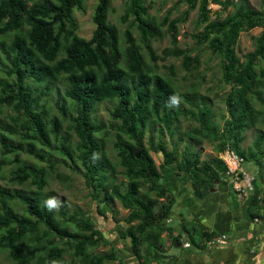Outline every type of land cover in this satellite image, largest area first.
Segmentation results:
<instances>
[{
  "label": "trees",
  "instance_id": "1",
  "mask_svg": "<svg viewBox=\"0 0 264 264\" xmlns=\"http://www.w3.org/2000/svg\"><path fill=\"white\" fill-rule=\"evenodd\" d=\"M82 2L0 0V39L7 33L13 34L12 40L3 48L8 67L6 78H0V108L6 105L14 109L11 119L17 129L8 125L4 128L19 134L21 139H36L48 145V135H57L63 120H66L68 130L77 137V158L83 168L85 185L97 202L96 216L107 217L108 212L112 217L115 215L107 204V198L99 196L100 190L130 209L126 220L134 224L119 235L128 239L137 264H148L146 259L153 249L159 250L164 232L171 236L174 244L180 242V235H173L166 222L172 216L175 196L161 182L163 174L170 173L175 177L187 174V192L198 198L208 194L217 181L222 185L220 188L225 187L221 177L228 176L221 159L212 157L202 161L199 151L189 147L180 153L175 149L167 150L160 140L152 147L153 151L162 155L157 165L143 142L151 121L158 122L162 129L172 133L173 120L181 113L197 123L190 135L220 140L218 151L229 147L244 160L256 159L261 166L264 159L263 136H257L254 141L256 150L248 153L239 148L238 142L242 139V131L257 120L250 95L263 83L264 77V69L257 71L258 62H264V8H251L245 0H184L188 5L184 17L169 20L164 16L162 21H157L149 14L146 0H124L121 20L126 22L131 17L129 27L137 28L150 59H157L152 39L161 35V28L166 25L172 47L164 48L163 54L181 57L187 69L194 67L198 58L176 46L177 22L185 20L188 11L198 7V21L205 25L203 31L194 37L199 43H207L211 52L220 57L222 78L232 84L225 100L229 115L224 123V134L218 135L215 125H211L213 128L210 126L212 113L205 104L196 112L174 109L172 105L176 103L178 94L176 89L152 70L129 27L123 32L125 46L122 48L119 30L108 19L110 0H97L92 15L94 29L91 36H80L76 32L73 10L78 8L85 12ZM209 3L222 8L233 6L234 10L223 19L210 21ZM24 26L26 29L22 32ZM254 27L263 29L256 38L255 49L245 53L244 59H241L237 55L239 33ZM59 79L65 84L63 94L71 101L72 112L64 104L57 103L61 117L57 114L50 116L49 109L40 103L51 89V83ZM104 100H116L109 112V127L115 131L113 149L116 165L121 167L120 173L126 179L120 183L111 182L110 172L115 173L117 166L105 157L104 140L97 136L105 126L95 122L92 115L95 105ZM68 137L70 135L61 140L60 152L73 162L75 158L65 142ZM223 137H228V140ZM1 142L4 152L21 150L19 143L6 144L5 137ZM29 151L33 153L31 149ZM34 154L44 160L43 154ZM19 158V154L15 153L14 161L20 162ZM46 173L45 167L34 163L19 164L14 170L12 180L23 183L30 179L37 187L35 194L9 192L0 187V252H6L16 264H44L46 261L47 264H58L63 252L60 243H63L73 249L74 256L80 257L81 261L86 260L87 264L115 260L113 247L105 253L88 255V246L108 241L99 225L90 222L88 217H79L83 213H69L62 207L61 218H55L46 204L49 199L39 196L45 185ZM122 184L125 188L121 187ZM13 199H18L25 206L22 215L3 209L2 206ZM258 202L260 207L261 199L256 193L250 201V217L260 216L253 209L257 208ZM262 228L264 219L254 234ZM183 232L193 245L200 247V241L213 237V233L191 222L183 225ZM197 233L201 234L200 239L195 237ZM242 238L236 237L231 242Z\"/></svg>",
  "mask_w": 264,
  "mask_h": 264
},
{
  "label": "rangeland",
  "instance_id": "2",
  "mask_svg": "<svg viewBox=\"0 0 264 264\" xmlns=\"http://www.w3.org/2000/svg\"><path fill=\"white\" fill-rule=\"evenodd\" d=\"M235 2L243 0H234ZM97 0H83L82 5L85 12H82L78 8L73 10V19L76 25V32L83 37L89 38L94 29V23L92 21V15ZM149 5L148 12L154 16L157 21H162L164 16H167L169 20L184 17L188 5L184 0H146ZM245 3L255 9L264 8L263 0H245ZM208 8L209 20L213 21L216 19H223L227 15L231 14L234 10L233 6L222 8L218 4L209 3ZM124 13V0H110V11L108 19L117 26L119 30V36L121 40V46L124 49V30L129 27L131 17L126 22L121 20V16ZM198 7L189 10L185 20L177 22V47L184 49L190 56H197L198 63L187 69L182 64V58L172 55H164L163 49L166 47H172L171 39L166 31V25L161 28V35L152 39V48L155 50L157 55L156 60H151L146 48L140 40V35L135 26H130V30L135 37L136 43L139 45L140 51L144 59L152 67V70L164 77L169 81L170 84L177 91V101L172 106L175 110L185 109L197 111L204 104L212 113L210 117V126L215 125L214 130L219 134H224V123L228 118V112L226 107V97L229 93L232 84L226 83L222 78V70L220 66V57L217 54H213L208 48L207 43H199L194 37L195 34L203 31L205 24L199 23L198 21ZM26 26L23 27L24 32ZM263 27H254L247 31H241L238 37L237 55L244 59V54L253 51L256 46V38L261 34ZM13 34L7 33L0 39V78H6V69L8 67V61L5 57L4 49L8 43L12 40ZM62 54V53H61ZM264 69V62L260 60L258 62L257 71ZM263 83L256 88L250 95L251 105L257 111V120L253 125L248 126L242 131V139L238 142L239 148L244 150L246 153L249 151H255L254 141L260 134L263 136L264 142V77ZM65 84L62 79L53 81L51 83V89L47 92V95L41 99V104L49 109L50 116L60 115L57 103H62L70 109L71 101L63 94ZM259 91V94L257 93ZM263 99V100H262ZM262 100V101H261ZM116 104V100H104L95 105L93 110V117L95 122L104 124L103 131L98 133V138L104 140L105 144V157L116 165L117 158L113 149V141L115 131L110 129L109 122L111 121L109 112ZM72 112V110L70 109ZM70 112V113H71ZM14 114V109L11 106L2 105L0 108V161L2 162V168L0 170V187L8 190L9 192H17L23 194H35L37 187L31 182L30 179L23 183H19L12 180L14 170L19 164L22 163H34L37 166L46 168L45 185L39 192L40 197H46L47 199H56L58 201V207L53 208L54 216L56 219L61 218V208L65 207L69 213L80 212L79 217H88L90 222L99 225V228L104 234V238L108 241L107 243L99 242L98 245L88 246L86 251L89 256L98 255L100 253L108 252L112 247L115 249L116 259L111 261H105L104 264H137L135 256L131 253L128 246V239L121 238L119 234L126 232L130 224L127 222V216L130 209L122 206L118 199L109 198L103 190H100V197L107 198V204L115 211V215L112 217L111 213L108 212L107 217L98 218L96 215V200L89 193L88 188L85 185L83 177V168L80 160L77 158V151L75 144L77 143V137L67 128V121L63 120L62 126L59 133L55 136L49 134V144L43 145L36 139H21L19 134L10 133L9 129L4 128L8 125L11 129L16 128L15 123L11 117ZM197 126V123L190 117H186L183 114H179L173 120L171 125L172 133L166 128H161L158 122L151 121L144 137V144L149 149L151 156L155 163L158 165L161 162L162 155L159 152L152 150L153 146H156L158 141L164 142L167 150L175 149L178 153L181 152L185 147L200 152V159L202 161H208L212 157L222 156V152L218 151V145L220 140H209L204 139L199 135H190L191 130ZM212 127V126H211ZM213 128V127H212ZM17 129V128H16ZM70 137L65 139L67 147L72 152L74 161H70L67 157L61 154L60 146L61 140L64 136ZM226 136V135H225ZM5 137L6 144L21 145V150L18 152H4V148L1 146V139ZM199 138L201 140H199ZM224 140H228V137H223ZM227 146V145H226ZM32 150L33 153L29 151ZM15 153L19 154L20 162H15ZM34 153L43 154L44 160ZM260 158V156H259ZM243 172L247 175L254 177L253 182L256 184L257 195L264 194V159L261 160V166L259 167L256 159L244 160L241 164ZM121 167L117 166L115 173L110 172L111 182L120 183L126 180L122 173H120ZM234 172H230V177ZM167 173L163 174L161 180L167 187L173 188L182 187L181 184L174 185V181H177L175 177L168 176L166 179L172 183V185L165 183L164 179L167 177ZM239 177H243L241 173ZM185 177V176H183ZM236 175H233L235 181ZM183 180V179H182ZM224 181L225 188H233L232 178L225 176L221 177ZM184 182L186 180L184 179ZM215 182L214 189L220 188L218 183ZM189 183V181H188ZM125 188V184L121 185ZM211 189V190H212ZM246 197L250 199L253 192L245 189ZM177 192H174L176 195ZM243 193V192H242ZM1 205V204H0ZM253 208L260 215L262 211V202L260 207ZM175 203L172 207V213L176 214V217L171 216L169 226L176 228L180 223V211L184 213V209L178 207ZM3 209H9L12 213L22 215L24 213L25 206L18 200L13 199L8 202ZM182 207V206H181ZM201 209V207H199ZM259 209V210H258ZM2 208L0 207V211ZM199 210L198 208L196 211ZM188 217V215L186 216ZM192 217V216H191ZM196 222L194 219H191ZM168 223V219L166 221ZM196 227L199 228L198 225ZM163 243L159 245V250L153 249L151 254L147 255L146 263L148 264H162L159 262V255L163 254L168 248L173 247L171 236L165 232L162 234ZM200 239L201 234L197 233L195 236ZM120 238L122 240H120ZM116 240H118L116 242ZM67 244L60 243V247L63 252L59 258L58 264H87V261H81L79 258L73 255V249L67 248ZM144 251H142V254ZM88 259V258H87ZM1 264H16L10 258L7 257L6 252H0ZM46 261L44 264H47ZM31 264V263H30Z\"/></svg>",
  "mask_w": 264,
  "mask_h": 264
},
{
  "label": "crops",
  "instance_id": "3",
  "mask_svg": "<svg viewBox=\"0 0 264 264\" xmlns=\"http://www.w3.org/2000/svg\"><path fill=\"white\" fill-rule=\"evenodd\" d=\"M167 175L169 176L170 173ZM168 176L164 181L169 184L166 180L169 179ZM183 176H171L177 180L174 181V185L181 184L182 187L168 186L173 194L177 192L176 195L174 194L175 203L177 206H182L178 209H184V213L180 211L179 225L176 228L170 227L172 234L180 235L179 241L187 240L183 225L191 222L213 233L212 243L210 245L208 242L203 243L201 247L193 245L182 247L181 242H177L158 256L159 262L162 264H264V228L254 234V230H257L264 217L257 220L255 217H250V199L246 197V194L238 196L232 187H223L212 189L202 198L193 197L185 187L189 176L187 174ZM170 184L172 185L171 182ZM197 208L199 210L196 211ZM171 215L177 216L172 212ZM171 220L170 217L169 222ZM236 237L243 238L231 242V239Z\"/></svg>",
  "mask_w": 264,
  "mask_h": 264
},
{
  "label": "clouds",
  "instance_id": "4",
  "mask_svg": "<svg viewBox=\"0 0 264 264\" xmlns=\"http://www.w3.org/2000/svg\"><path fill=\"white\" fill-rule=\"evenodd\" d=\"M226 149H230V150H233V149H231V148H229V147H226L225 148V150ZM224 150V151H225ZM224 151H222V156H223V153H224ZM234 151V150H233ZM235 152V151H234ZM239 157H241L237 152H235ZM222 156H219L220 157V159L222 160V162H223V164L226 166V168H227V173H228V177L229 178H232V181H233V188H235V181L233 180V175H234V173H232V175H231V177H230V171L228 170V167H227V165H226V163L224 162V160H223V158H222ZM242 158V163L244 162V159H243V157H241ZM241 163V164H242ZM249 175V174H248ZM250 176V175H249ZM250 178H251V180H250V182H251V188H248L247 186L246 187H243V188H241V189H236L235 190V193H241V195H244V194H246V191H245V189H248V191H251V192H253V195L254 194H256L257 193V189H255V188H257V186H256V184L254 185V183L255 182H253V179H254V177H252V176H250ZM240 184L242 185L243 183L240 181ZM243 192V193H242ZM253 195H252V197H253ZM252 197H250V201H251V199H252ZM259 197H260V199H261V202H262V205H263V207H262V211H261V213H260V216H255V220H257L258 218H263L264 217V194L263 195H259ZM250 201H249V206H250ZM46 204H47V207L51 210V209H53V208H56V207H58V201L56 200V199H49L47 202H46ZM169 220L170 219H168V222H169ZM212 237L208 240V239H204L203 240V242H202V244H201V246H203V243H207L208 242V244L210 245L211 243H212ZM181 242V245H182V247H188V246H192L193 244L190 242V240L189 239H187V240H181L180 241ZM185 242H187V243H189V245L188 246H185L184 245V243ZM226 242H228V241H226ZM193 246H195V245H193Z\"/></svg>",
  "mask_w": 264,
  "mask_h": 264
},
{
  "label": "built area",
  "instance_id": "5",
  "mask_svg": "<svg viewBox=\"0 0 264 264\" xmlns=\"http://www.w3.org/2000/svg\"><path fill=\"white\" fill-rule=\"evenodd\" d=\"M222 158L226 163L228 170L230 172H234V174L236 175L235 188L238 190L246 186L248 188H251V182H250L251 178L249 175L243 172L241 168L242 158L239 157L233 150L230 149H226L224 151ZM239 173H241L244 176L242 178L239 177L238 176ZM240 181L243 183L242 185L240 184ZM184 245L188 246L189 243L185 242Z\"/></svg>",
  "mask_w": 264,
  "mask_h": 264
}]
</instances>
